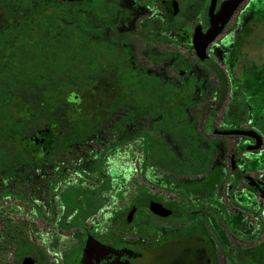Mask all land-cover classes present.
<instances>
[{"label":"flooded vegetation","instance_id":"1","mask_svg":"<svg viewBox=\"0 0 264 264\" xmlns=\"http://www.w3.org/2000/svg\"><path fill=\"white\" fill-rule=\"evenodd\" d=\"M42 1L48 3L43 15L51 18L46 34L82 39L80 61L74 63L80 69V77L74 79L79 89L61 96L64 108L57 112L60 118L54 109L41 118L35 114L27 118L33 124L19 142L27 157L14 160L18 164L14 168L17 181L12 184L10 180L6 185L10 190H1L0 195L30 198L25 202L31 204L33 220L28 226L13 221L7 225V217L0 216V246L26 244L28 249L19 264L25 258L31 264H215L216 246L226 264H258L252 256L234 254L223 239L229 235L235 241H248L241 225L246 216L264 228L257 213L235 197L243 183L264 203V189L236 164L248 147L257 145L258 149L249 150L257 152L262 145L257 132L242 127L249 113L248 95L240 93L227 103L221 128L213 125L211 114L200 131L203 136L191 123L195 146L209 155L204 172L152 173V162L145 156L149 146L140 134H152V84L155 89L160 87L164 98L167 86L186 90L189 98L200 90L203 78L193 75L192 64H198L199 72L211 73L218 85L217 103L225 101L228 89L232 91V80L212 56L215 43L228 31L224 46L234 54L238 33L248 30V22L257 14L258 6H263V0H242L220 34L206 46L205 56L216 72L196 57L195 45L208 32L221 6L230 0ZM255 49L258 54L259 49ZM76 50L68 48L69 52ZM189 54H194V63L189 61ZM262 63L252 69L256 74L263 71ZM246 65L242 64V69ZM152 69L165 72L154 73ZM234 80L241 82L242 77ZM142 84L148 85V93L143 92L147 88L142 90ZM70 101L86 104L75 110L68 107ZM138 101L146 105L140 108ZM184 113L190 123L187 109ZM161 117L162 111L157 118ZM208 119L212 135L204 133ZM249 131L257 138L240 134ZM222 138L246 139L228 156L232 183L223 191L225 200L217 189L222 180L211 172L221 152ZM137 140L141 142L139 180L167 197L146 190L131 195L128 190L136 178L130 173H116L112 157ZM164 143L171 147L167 138ZM170 149L179 165L187 161L173 147ZM143 166L147 168L143 170ZM189 181L196 182L192 187L198 188L192 197L186 184ZM120 194L131 196L123 209L116 201ZM143 202L158 206L159 213L136 207ZM6 227L16 229V234H3ZM28 228L35 242L20 231Z\"/></svg>","mask_w":264,"mask_h":264},{"label":"trees","instance_id":"2","mask_svg":"<svg viewBox=\"0 0 264 264\" xmlns=\"http://www.w3.org/2000/svg\"><path fill=\"white\" fill-rule=\"evenodd\" d=\"M47 7L48 3L42 0H0V18L5 21L0 30V191L10 190L6 186L10 180L12 184L17 181L14 168L18 164L14 160L27 157L19 142L33 123L20 113L25 109L41 118L52 109L56 113L62 112L61 96L79 89L74 79L80 77V69L74 63L80 61L82 39L46 34L51 19L43 15ZM21 12L24 15L19 17ZM69 47H77L76 52H69ZM147 86L141 85L142 90L147 88L145 93H148ZM150 87L152 134L142 132L140 135L142 142L149 146L145 148V156L152 162V173L204 172L209 155L195 146L193 127L184 113L191 105L190 98L185 96L186 90L167 86V97L164 98L160 96L159 86L157 89L154 84ZM137 104L140 108L146 105L140 101ZM161 111L163 117L159 119L157 116ZM56 116L60 118L58 113ZM156 133L162 136L154 135ZM166 138L172 143L171 147L166 148ZM172 147L187 161L179 165L176 154L171 152ZM256 149L257 145L247 148L248 151ZM165 157L167 160L163 162ZM146 168L142 167L143 170ZM3 234H16V229L6 227ZM11 249L14 250L13 261L19 264L28 247L15 243L0 246V264H8L5 256Z\"/></svg>","mask_w":264,"mask_h":264},{"label":"rangeland","instance_id":"3","mask_svg":"<svg viewBox=\"0 0 264 264\" xmlns=\"http://www.w3.org/2000/svg\"><path fill=\"white\" fill-rule=\"evenodd\" d=\"M258 7L257 14L253 15L252 20L248 22V30L238 33L236 41L238 48L234 54L230 55L228 48L224 46L225 43H227V37L230 34L228 31H224L223 35L216 41L214 46L215 50L212 52V56L221 66L225 74L229 76V80H232V91L229 92L228 89L225 101L218 104L216 100L217 98L215 97L218 92V85L215 79L212 77L210 72H199L196 70V66H198V64H192L194 67L193 75H200L203 78V81L200 90L190 96L193 103L192 106L187 108V112L189 114L188 119L190 123L193 124L195 130L197 132L199 131V133L202 131L207 115L210 114L214 116L213 125L217 128H221L224 125L222 119L227 108V103L230 102L231 99L236 98L240 93H246L248 95L247 105L249 113L242 124V127L244 129H250L257 132L262 139V145L257 152H243L236 159V164L241 172L255 179L264 189V0L263 6L261 7V5H259ZM4 25L5 21L0 18V30L4 27ZM255 48L259 49L258 54L256 53L258 50ZM188 57L189 61L194 63V54H189ZM261 63L263 65V71L259 75L252 69ZM242 64H247V68L242 69ZM152 70L154 73L165 72V70ZM166 72L168 76L171 75V72H169L167 68ZM233 72H235L236 75H232ZM240 76L242 77V81H237V83H235L234 78ZM85 104V101L77 103L70 101L68 107L70 109L80 110L83 106H85ZM91 108L95 109L96 107ZM20 116L24 118H31L32 113L24 109L20 113ZM204 133L205 135L213 134L211 119H208L205 123ZM206 137L209 139L208 136ZM211 139L212 138H210V140ZM212 141L215 142L213 139ZM245 141L246 139L240 138H222L219 140L221 152H219L217 160L213 163V169L211 172L220 176V180H222L220 188H217L221 193L232 183L230 169L227 167L228 156L231 151ZM140 144V140H137L132 146L121 148L116 151V154L112 157L114 164L117 165L114 166V168L116 167V173L119 175H126L130 173L133 178H136V181H133L130 184L128 190L131 192V195L132 192L137 193V191L146 190L150 194L167 197V195H164L159 190L149 188L139 180L138 174L141 163ZM186 184L190 186L189 195L192 197L194 195L193 190L198 189L195 187L197 184L193 181L186 182ZM192 185L195 186L192 187ZM167 186L169 188L172 187L171 185ZM127 189L128 188H126V190ZM123 196L124 194H120L119 198L116 199V201L120 204V209H123L122 207L125 206L131 199V196ZM169 197L173 198V196ZM235 197L238 201L246 204L257 213L258 218L264 227V203L257 195H254L251 192L249 186L242 183L241 187L239 186V191ZM221 198L225 200L224 192L222 193ZM22 199L0 197V216H4L5 218L7 217V225L10 224L9 222L13 221V223L19 222L18 225L26 224L28 226L29 222L33 220L31 214L32 211L28 207L31 206V204H28L31 199ZM25 201H28V203ZM241 223L242 232L248 239V241H246L247 243L235 241L230 238L229 235H224V241L227 245H230L234 254L246 255L247 257L252 256L258 264H264V228H259L256 225V221L250 216L244 217ZM20 231L25 233L26 237L31 242H35L33 233L29 228L27 230L21 229ZM13 252L14 250L12 251V249L7 251L5 257L7 258L6 260L8 264H16L13 261ZM215 264H226L225 260L221 258L220 250L217 246L215 251Z\"/></svg>","mask_w":264,"mask_h":264},{"label":"water","instance_id":"4","mask_svg":"<svg viewBox=\"0 0 264 264\" xmlns=\"http://www.w3.org/2000/svg\"><path fill=\"white\" fill-rule=\"evenodd\" d=\"M241 1L242 0H230L226 4H223L221 8L219 9V12L216 15V17L211 19V27L208 30V32L202 38H200L195 45L196 57L203 64L211 68L213 71H215L216 69L213 66V64L205 56V48L209 43H211L220 34L223 27L225 26L228 19L230 18L231 14L234 12V10L237 8L238 4ZM226 134L232 135V134H235V132H226ZM240 134L247 136V137H253L254 139L257 138V136L253 132H250V131L245 132V133H240ZM140 206L149 209L152 213H155V214L159 213V207L151 202H143V203H140L139 205H136V207H140ZM22 264H31V260L28 258H25Z\"/></svg>","mask_w":264,"mask_h":264}]
</instances>
